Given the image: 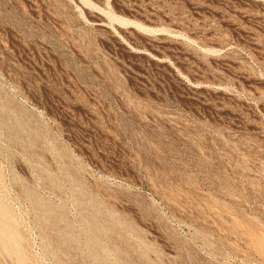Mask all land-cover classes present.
I'll return each instance as SVG.
<instances>
[{"label": "rangeland", "instance_id": "1", "mask_svg": "<svg viewBox=\"0 0 264 264\" xmlns=\"http://www.w3.org/2000/svg\"><path fill=\"white\" fill-rule=\"evenodd\" d=\"M23 262L264 264V0H0Z\"/></svg>", "mask_w": 264, "mask_h": 264}, {"label": "bare ground", "instance_id": "2", "mask_svg": "<svg viewBox=\"0 0 264 264\" xmlns=\"http://www.w3.org/2000/svg\"><path fill=\"white\" fill-rule=\"evenodd\" d=\"M47 207V206H46ZM21 252V251H20ZM17 254H19V253H17ZM22 255V254H21ZM20 259V258H19ZM22 259H23V261H24V258H23V256H22ZM24 264H25V262H23Z\"/></svg>", "mask_w": 264, "mask_h": 264}]
</instances>
